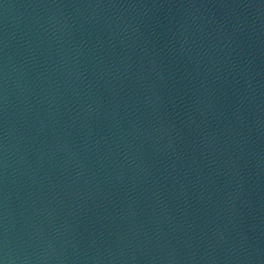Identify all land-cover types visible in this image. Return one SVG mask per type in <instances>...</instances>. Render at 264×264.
<instances>
[{"label": "water", "instance_id": "water-1", "mask_svg": "<svg viewBox=\"0 0 264 264\" xmlns=\"http://www.w3.org/2000/svg\"><path fill=\"white\" fill-rule=\"evenodd\" d=\"M0 264H264V0H0Z\"/></svg>", "mask_w": 264, "mask_h": 264}]
</instances>
